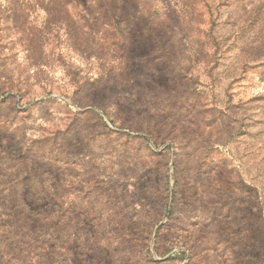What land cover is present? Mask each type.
<instances>
[{
    "label": "rangeland",
    "instance_id": "374dc122",
    "mask_svg": "<svg viewBox=\"0 0 264 264\" xmlns=\"http://www.w3.org/2000/svg\"><path fill=\"white\" fill-rule=\"evenodd\" d=\"M116 1L0 0V264H264V0Z\"/></svg>",
    "mask_w": 264,
    "mask_h": 264
},
{
    "label": "trees",
    "instance_id": "16d2710c",
    "mask_svg": "<svg viewBox=\"0 0 264 264\" xmlns=\"http://www.w3.org/2000/svg\"><path fill=\"white\" fill-rule=\"evenodd\" d=\"M113 2H115L116 0H112ZM117 2V1H116Z\"/></svg>",
    "mask_w": 264,
    "mask_h": 264
}]
</instances>
